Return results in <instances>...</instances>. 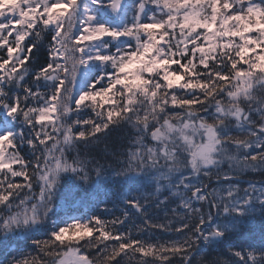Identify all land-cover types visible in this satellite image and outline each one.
Returning <instances> with one entry per match:
<instances>
[{"label": "snow or ice", "instance_id": "1", "mask_svg": "<svg viewBox=\"0 0 264 264\" xmlns=\"http://www.w3.org/2000/svg\"><path fill=\"white\" fill-rule=\"evenodd\" d=\"M257 174L264 0H0V264H264Z\"/></svg>", "mask_w": 264, "mask_h": 264}, {"label": "trees", "instance_id": "2", "mask_svg": "<svg viewBox=\"0 0 264 264\" xmlns=\"http://www.w3.org/2000/svg\"><path fill=\"white\" fill-rule=\"evenodd\" d=\"M37 56L39 58V61H43V59H45L46 53L45 50H41L40 52L37 53ZM124 144H127V140L124 139ZM22 153L25 155L29 154V150L27 149V147L25 146L22 149ZM107 162H111V158H109V161ZM107 162H105L107 164ZM93 179H95V174L93 173ZM245 180L251 179L254 181H258L261 179H264V176L261 175H250L248 177L244 178ZM246 186V185H243ZM117 186L114 184H110L107 181H103L100 182V188H99V192H98V197H89L87 200H92L94 201L95 199H99L101 201H104L103 205H100L99 207L95 206L94 203H85L84 205L81 206V212L84 211H89V209H91V211H89V215L92 214V212H95L97 214H99L101 216L102 219L104 220H111L113 219L114 216H120L121 212H122V208L123 206L120 205L119 203L116 202V197L114 195H112L113 193H115L117 191ZM154 189H141L140 192H136V191H131L128 192L129 196H138V195H145L147 194V191H151ZM125 191H127V189H125ZM165 195H167V193H165ZM161 199H163V196L160 197ZM105 206L107 207L108 211H105ZM149 212V216L156 222H162L164 219V209L163 207L161 209H156L155 205H153L152 208H150L148 210ZM75 214V213H74ZM133 222H135L136 224H141L142 220L141 218H139L136 215H133L130 220L128 221L127 224H125V228H127L130 224H132ZM152 236V238L155 239H160V240H167L169 237L167 234L165 233H161L158 232L156 230H151V231H146L144 233L143 238L147 239L149 236ZM43 238V237H41Z\"/></svg>", "mask_w": 264, "mask_h": 264}, {"label": "rangeland", "instance_id": "3", "mask_svg": "<svg viewBox=\"0 0 264 264\" xmlns=\"http://www.w3.org/2000/svg\"><path fill=\"white\" fill-rule=\"evenodd\" d=\"M89 112L86 110L82 115L87 116ZM88 199V198H87ZM82 206V205H81Z\"/></svg>", "mask_w": 264, "mask_h": 264}]
</instances>
